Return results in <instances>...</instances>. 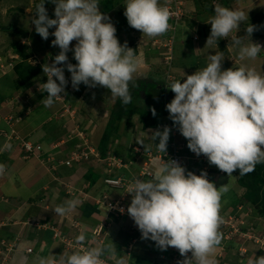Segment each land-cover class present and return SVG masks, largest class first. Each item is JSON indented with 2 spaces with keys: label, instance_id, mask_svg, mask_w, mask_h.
<instances>
[{
  "label": "clouds",
  "instance_id": "9594fccd",
  "mask_svg": "<svg viewBox=\"0 0 264 264\" xmlns=\"http://www.w3.org/2000/svg\"><path fill=\"white\" fill-rule=\"evenodd\" d=\"M45 2L41 0L37 5L35 13L38 18L32 23L44 40L49 38V29L55 28L51 33L55 37L52 45L58 46L60 52L50 65L46 63L42 66L47 82L40 80L41 84L35 87V90L42 89L36 98L43 99L44 107L59 103L55 100L65 91L68 80L64 75L65 68L57 65H64L71 73L74 89L79 90L81 84L90 88L99 85L110 90L111 96L120 98L123 104L131 103L129 83L141 62L127 43L119 42L115 26L100 11L99 0H47L55 5L54 19L49 18ZM124 5V16L129 26L140 30L143 37H158L170 29V13L159 5V0H124ZM212 6L215 14L207 22L211 30L206 46L228 38L245 20L243 10ZM246 31L251 35L254 26L249 25ZM197 39L193 38V41ZM74 40L76 44L70 49ZM232 45L239 49L241 60L254 59L264 50L260 44L242 46V40L237 36L232 38ZM69 51L73 52L76 64L68 63ZM224 59L219 53L209 55V62L202 70L188 75L183 83L180 79L167 85L175 95L166 105V110L173 124L178 126V131L172 133L165 126L163 131H154L151 140L159 138V143L154 144L159 152L165 154L170 136V152L165 158L174 151L181 156L184 149L174 142L175 135L181 133L194 154L205 155L211 165L229 176L236 170L243 176L254 171L257 164L264 163V150L261 148L264 146V75L243 66L222 70ZM10 60L14 61V58ZM12 68L7 69L5 74ZM16 103L21 102L9 103L11 110ZM52 114L56 113L51 112L47 121L53 117ZM152 114L156 115L155 109ZM13 115L14 118L22 117L17 113ZM10 149L11 144L5 143L0 152ZM181 157L182 161L188 158V161L194 162V156L186 154ZM4 172L5 166L0 164V175ZM150 177L147 180L134 178L126 191L132 195L127 213L140 230L142 239L154 241L161 250L174 247L181 256L191 252V259H185L182 264H193V261L195 264H216L215 250L222 238L218 228L224 215H219L221 193L213 180L210 182L203 171L200 175L190 171L186 174L185 168L176 161L158 164ZM120 178L107 176L104 180L118 179L121 183ZM119 183H109L112 184L109 187H118ZM223 190L227 191V188ZM79 204L78 199H70L52 210L59 216H68ZM119 210L124 212L123 208ZM85 232L82 229L76 236V245L86 242ZM7 244L1 241L0 264L10 258L15 248L14 244ZM108 252H111L115 264H124L122 259H116V249L111 245H98L62 255L58 264H104L102 257ZM151 262L154 264V259ZM161 262L166 260L161 259ZM20 264H27V258L21 257ZM35 264L57 262L51 257H38ZM250 264H264V256L256 257Z\"/></svg>",
  "mask_w": 264,
  "mask_h": 264
},
{
  "label": "rangeland",
  "instance_id": "374dc122",
  "mask_svg": "<svg viewBox=\"0 0 264 264\" xmlns=\"http://www.w3.org/2000/svg\"><path fill=\"white\" fill-rule=\"evenodd\" d=\"M103 1L104 0H99L100 11L105 14L109 18L110 22L115 26L116 37L118 38L119 42L121 44L127 43V46L135 50L136 54L139 53L136 56L140 60L141 65L138 71L133 74V79H136L140 84L138 86L139 91L136 90L134 96V103L141 109H145V111H147V117L151 118V121L155 116H157V114H161L159 121L161 120L160 122L162 123L153 128H144L143 126L145 123L143 122H146L148 119L142 115L140 116L141 119L137 115L126 118L125 121H121L120 123L121 136L116 141V144L114 145L113 143L108 145L105 151L106 156H100L96 146L98 145L102 134L105 132L107 134L108 132V130H105V125L112 116V110H115L114 106L117 98H113L111 96L110 90L99 85L94 88H90L84 84H81L79 86V90L74 89L71 85V73L67 71L66 66L57 65L58 67L65 68L64 75L66 80H68V84L65 87L64 96L68 101L67 106L69 111L63 115L66 120L63 119L62 123L56 127V131L53 133L51 132V135L57 134L58 129H62V132L57 137H54V141H58H53L54 143L51 145L52 147L46 146V148L43 146V144L41 145L40 143L34 141L33 143L31 140H26L23 136L18 135L17 133L13 137H5L4 141L1 142L0 147H2L5 143H10L11 149L0 152V164L5 166L4 174L0 175V192L2 191L3 193L0 194V203L8 199V197L5 196L7 193L5 190L6 185L9 183L16 185L22 181L20 171L15 173V168L12 167L14 165L10 166L8 162L9 158L15 159L13 157H21V160H29L32 157L36 158V156L31 154L26 155L23 151L22 142L30 141L36 149L35 153L39 159V162L41 163V166L44 167L43 171L46 173L48 172L55 177L54 179L52 176H50L52 181L56 182V185H52L53 189L55 190L56 188L59 191H61V189L63 190V194L60 195L61 199L57 201L58 204H62L70 199L77 198L79 200V198H81L80 201L82 202H80V204L86 202L93 205L97 211L102 212V210H104L105 216L108 218V220H110V223L111 220L116 218L115 216L132 219L127 213V208L130 205L129 203H131L132 196L127 197L128 194L126 193L127 188L132 180L130 182L126 181L125 176H117V174L120 170V173H124L125 175L127 173L129 176L128 178H131L130 172L134 170V168H132L134 166L132 163H130V161H133V159L128 158L130 152L139 158L134 163L138 164L139 166H137L138 169H136L135 172L136 174L138 172L139 173L137 176H135L136 174L134 175L136 178L141 179L143 176H150V171L153 167H155L160 162H167L165 155L170 152L171 144H168V142L171 140L170 136L167 142L165 154L159 152L155 145L159 143V138H157L155 141L151 140L154 131L157 129L163 131L165 126L170 129V132H175V130L178 131V126L173 124L172 120L169 118V113L166 108H163L162 104L160 106V100L163 96H165L166 99H169L170 102L174 98L175 94L167 85H170L171 83L180 79L181 83H183L184 79H186L188 75H192L189 73H195L194 66L205 67L209 62L208 58H205L206 54L208 56L209 54H222L225 57L222 64V70H227L229 68L235 69L243 66L246 69H252L256 71L260 75H264V50H262L261 53L258 54V56L254 59L246 58L241 60L239 58V49L232 45V38L237 36L241 38L242 46H249L251 43H253L260 44L262 48H264V0H224V5L220 4L221 0H215V2L213 0H194L198 5V14H200L197 28H199V32L206 37L205 41L203 40L205 43L210 36L211 30V25L207 22L215 14L212 4L220 5L233 10H243L245 12V20L239 25V28L234 29L229 34L228 38L220 39L214 45L202 47L201 57L205 58L204 61L197 59L198 55L193 52L186 56L183 60L182 53L176 55L177 46H175L174 54L172 53V63H170V67L166 65L167 57L170 55V53L168 50H166V48H164V42L161 37L164 36V38H169V33H165L161 36L153 38L147 36L143 37L140 30L128 26L129 24L127 22V18L124 16L125 5L123 4V0H117L119 4H117L107 13L103 12ZM171 1L172 0H164V3L160 4V6L166 3L168 4ZM40 2L41 0H0V64L5 65L10 60V55L14 57V61H12V63L14 62V66L25 60L26 63L37 67L36 72L33 73L35 77L30 79L27 84L19 85V87H21L20 89L18 88V84H14L13 86V80H15L17 77L15 73L11 71V73L8 72L2 76L1 74L3 72L1 71L2 68H0V101L4 99L5 104L9 105L10 102L14 101L12 98L16 96V101H22L26 106L24 108V115H29L31 113L35 103L31 99L32 97L34 99L38 93L42 91V89L39 90V88L35 90V87L38 84H41V81L44 83L47 82V76L44 75L42 69L39 71L38 67L40 65L43 66L46 63L50 65L53 62L54 57L60 52L58 46L52 45V41L55 39V37L52 36L51 33L55 30V28L49 29L50 35L47 40L42 39L35 31V25L32 23V20L38 18V15L35 13V11L37 5ZM44 6L47 10L49 18L54 19L55 5L46 1ZM251 18L260 19V21H257L255 24H253L255 20L251 22ZM119 20L123 22V25H116L118 24ZM249 25L254 26V31L251 35H249L246 31V28ZM18 29L26 31L27 36L24 35V37H19V35L16 33ZM21 35H23L22 32ZM17 39H19L22 43L19 44V40ZM188 41L189 40L183 41V43ZM75 44L76 41H72L70 44V49L73 48ZM186 46L187 44H185V47ZM18 47L24 51L25 54H22L23 56L16 53L15 50ZM209 47H211L212 50H207ZM220 50H224V52H220ZM141 54L144 55V58ZM72 55V51L67 53L68 63L71 62L70 56ZM185 64L188 67V71L184 69H176L178 66H185ZM41 101H43V99H41ZM40 106L42 108L44 107L43 102ZM65 107H62L61 103H54L46 111V115L51 112H55L57 113V117H59L60 113L64 111ZM153 109H155L156 112L155 116L152 114ZM11 114L14 116L13 113ZM8 115H10V113L4 116L6 117ZM35 117L39 118V115H35L30 120L31 125H34L35 122H37ZM125 124H127V130H123L125 129ZM170 135L173 134L170 133ZM175 137V143L180 144L181 142H185L184 144L187 145L188 141L181 135V133L176 134ZM67 139H70V142H68L66 145L65 141ZM140 141H143V144H139ZM84 143L91 147L97 155L90 154L87 151L88 155H86V158H81L79 151L85 147L83 146ZM179 144L178 147L180 149H184L183 145ZM13 145H15V147ZM58 145L60 146L57 147ZM117 145H121L123 148L121 149L117 147ZM64 146L67 150L66 152L64 151ZM78 146L81 148L78 149ZM115 148H117L121 153L117 154L114 151ZM261 148L264 150V146H261ZM186 154L189 156H194V164H199L200 162L198 160H201V165L206 166L209 171L211 170L216 174L213 177L214 184L219 177L223 179L222 183H220L221 185H230V190L227 192L226 198L232 199L235 195L238 199L241 198L242 193L245 190L237 184L236 177L238 174L236 172L235 173L237 176L234 172L232 173V176H229L227 173L225 174L219 170L215 165H211L205 155L201 154L200 156H197L193 152L189 153L188 150L184 149V151L181 153V156ZM194 164L193 161H188V158H185L181 166L186 169V172L190 171L198 175L197 172H195L196 170L193 169ZM90 167L93 168L89 169ZM99 169H102L105 175L107 174L108 176L121 177V183H119V186L110 188H115L117 194H110V191L108 190L102 192L99 191L100 189L98 188L94 190V194L91 193L92 189L98 187L97 183L101 181H98L99 179L97 178H95V180L91 183H88V181L89 179H94L92 171H98ZM128 170L129 172H127ZM104 178L102 182L106 187L114 184L112 183L110 185L108 181L104 180ZM225 178H227V180ZM262 178L264 180V174H262ZM219 190L220 193L224 191L223 186H220ZM120 195H122L123 199L119 197ZM119 203L121 204L118 205ZM46 204L49 205V201L48 199L44 198L42 202L43 207H41L43 216L46 217L44 221H46V224L53 230V232L51 231L48 233V236H52L53 238H51L53 245L48 246L47 250L50 254L55 253V256L58 257V259L55 258L54 260H56L58 264L62 255H70L73 252L85 250L87 247L85 243L87 241L84 244L76 245V236H66L62 234L61 232H63L65 229L70 230V228L73 227H75V233L79 232L81 231L80 229L82 228V225L76 224L78 226H73L72 224L67 226L64 224V222L69 221L68 216L62 217L57 215L54 211H47ZM35 206H37L35 207L36 210L40 211V206ZM120 206L124 207V212L120 213L119 211V214L115 209L120 208ZM48 210H51L50 206ZM263 212V203H254L250 200H244L242 198L240 202L238 200L237 207H234L233 214L224 213V218L222 219V223L218 228V231L222 234V238L221 246L218 247L217 252L215 253L216 264H250V261L255 260L256 257L264 256V215H260L264 214ZM38 213L40 214V212ZM39 214L36 215V217H39ZM78 215H80V213H78ZM10 218L11 217H9L8 213H6V209L1 208L0 226L7 224L8 219ZM11 221L13 220H10V222ZM36 223L37 221H35L34 225L38 226ZM112 223H114V221H112ZM224 223L226 225H224ZM229 224L233 226L230 227ZM105 225H109L108 222L100 225L97 230L87 234L86 238H89L90 242H92V245H90L91 247H95L93 244L95 243V239H97L98 234H100L102 237L106 235L105 232L108 231V226L106 227ZM39 229L41 228L39 227ZM76 229H79V231ZM140 234L141 233H139V235ZM70 238L73 239L69 240ZM124 238L126 237L124 234H122L121 241L123 244L125 241ZM6 247L9 248L10 246L7 244ZM119 247L120 246H118V249ZM122 248L125 249L126 252H128V249H131V247L128 246L121 247V249ZM57 250L58 253L61 252L59 256L57 255ZM108 253L111 254V252ZM173 255L179 256L178 249L174 247H168L167 250L163 251V253L153 255L155 262L154 264H170V261H166L165 263L161 262V256L168 257V259L171 260ZM41 257L48 256L47 254L46 256L45 254H42ZM189 258L191 259V252H188L185 256L180 255L176 260V264H182L183 260ZM102 259L104 264H115V261H113L112 258L104 256ZM193 264H195L194 261Z\"/></svg>",
  "mask_w": 264,
  "mask_h": 264
},
{
  "label": "crops",
  "instance_id": "0c3cea01",
  "mask_svg": "<svg viewBox=\"0 0 264 264\" xmlns=\"http://www.w3.org/2000/svg\"><path fill=\"white\" fill-rule=\"evenodd\" d=\"M181 2L183 3V7L185 10V16L183 20L181 21L180 26H183L182 28H184L183 30H185V32H189L191 35L196 34L198 39L195 40L194 43H192V41L189 40V42H191V46L188 45L187 42L183 43V41L180 40L179 43L177 44L176 55H178L179 53H182V59L184 60L186 56H188L190 53L193 52L198 55L197 59L204 61V59L208 58L209 56L206 54L205 58L201 57L202 47L206 46V43L204 42L206 37L202 33H200L198 30L199 28H197L198 23H199L198 18L200 17V14H198V5L196 4L194 0H181ZM162 3H164V0H159V5ZM116 25L121 26L123 25V22L119 20L118 24ZM185 44H187L186 47H185ZM207 50H212V49L211 47H209ZM209 52H212V51H209ZM138 54L139 53H137L136 55ZM142 57L144 58V55H142ZM187 68L188 67L185 64V66L183 67L178 66L176 69L187 70ZM197 68L203 69L204 67L197 66ZM198 69L195 68L194 72H196ZM189 74H194V73H189ZM15 97L16 96L12 98V100H14L12 103L17 102ZM31 100H33V102L35 103L29 115H24V108L26 106L22 101H21L22 103H16V105L14 106V109L11 110L9 105L5 104L4 99L1 100L0 101V130L8 129V125L3 120L4 115L9 114V113L21 114L22 115L21 119L18 121V123L13 125V129L16 131V133L23 137L31 136L30 140L32 142L34 141V142L40 143L41 145L43 144L45 148L46 146L50 147L54 142L58 141V140L54 141V137H57L62 131H60V133L57 135H51V132L53 133L56 131L55 129L57 127V123L55 122L51 123V121H47L48 117L50 116V113L46 115L47 113L46 111L49 109V107L42 108L40 105L42 104L43 101H41L40 99L36 97L34 99L32 97ZM35 115L37 116L39 115V118L35 117L37 122H35L34 125L33 124L31 125L30 120ZM48 135H50V138H47ZM4 139H5V136L3 134L0 135V146H1V142L4 141ZM66 142H69V141L66 140ZM184 143L185 142H181L179 145H183L184 149L188 150L189 153H191L192 151H190L187 145ZM67 144L68 143H66V145ZM13 146L15 147V145ZM59 146L60 145H58L57 147ZM64 151L65 152L67 151L65 146H64ZM13 158L15 159L9 158L8 162L10 166L14 165L12 167L15 168L14 170L15 173L17 171H20L22 181L21 183H18L16 185L13 183H9L8 185H6L5 190L7 191V193L5 194V196L8 197V199L0 203V209L1 208L6 209V213H8L9 217H11L10 219H8L7 224L0 226V244H1V241H4L6 244L7 243L14 244L16 248V249L15 248L13 249V251L14 250L15 251L11 252V255L9 256L10 258L7 259V261H5L4 264H20L21 257L27 258V264H35L36 259L38 257H41L42 254H45V256L47 254L48 257H45V258L51 257L52 259H55V258L58 259V257L55 256V253L50 254L48 253V250H47L48 246L53 245L51 242L52 236H48V233L51 231L53 232V230L51 229V227H49L46 224V221H44L46 217L43 216V211L41 207H43L42 202L44 198H46L49 201V205L46 204L47 211L49 212L54 211L52 210L54 206L61 205V204H58L57 201L61 199L60 195L63 194L62 193L63 190L61 189V191H59L55 187H54L55 190L53 189L52 185H56V182L52 181V178L50 176H52L54 179L55 177L52 174H49L48 172L46 173L45 171H43L44 167L41 166V163L39 162V159L37 157L36 158L32 157L29 160H21L22 159L21 157L19 158L13 157ZM128 158H132L134 161V162L130 161V163H132V165L134 166L132 168H134L135 170V171L133 170L132 172H130L131 178H128L129 176L127 173L126 175L124 173H120V170L117 176L119 175L125 176L126 181L130 182L131 180L133 181V179L136 178L135 176H137V174L139 173V172L137 174L135 173L136 169H138L139 166L138 164H134L135 161H137V159L139 158L132 152H130ZM199 162H200L198 164L199 167H202L203 166L201 165L202 161H199ZM157 165L151 169L150 171L151 175L156 170ZM91 168L93 167H90L89 169ZM92 170H95V169H92ZM127 172H129V170ZM92 174L94 176H96L97 174V179H99L98 181H101V182L104 177L108 176L107 174L105 175L103 173L102 169H99L98 171H92ZM94 176L93 178L95 179L96 177ZM141 179L147 180V179H151V177L143 176L141 177ZM225 179L227 180V178ZM89 180H92V179H89ZM222 180L223 179L218 177L214 185L217 186V188H219L220 186H223V188L226 187L227 191H222L223 193L221 192L222 194L221 197L223 196L226 197L227 192L230 190V185H226V184L221 185L220 183H222ZM101 182L97 183L98 187H95L92 189L91 191L92 194H94V190L96 188L100 189L99 191H102V192L108 190L110 191V194L111 193L117 194L115 188L110 189L111 187L109 186L106 187L105 184L103 182L102 184ZM218 191L220 190L218 189ZM0 194H3L2 191L0 192ZM127 194H128L127 197L132 196L129 193ZM80 200L81 198H79V201ZM222 201L220 200V202ZM222 203L220 204L219 215H224V213L226 214L231 213V212L233 213L234 205L232 204L222 205ZM35 205L40 206V211L36 210L35 207L37 206ZM49 206L51 207V210H48ZM47 211H46V214H47ZM38 212H40V214ZM78 213H80L81 216L78 215ZM100 213H103V214H100ZM38 214H39V217H36V215ZM68 219L69 221H65L64 224H66L67 226L72 225V224L82 225V228L80 230L82 229L86 230L85 232L86 237H87V234L91 233L94 229L97 230L100 225L108 222L109 225H107L108 231L105 232L106 235L102 237L100 234H98V237L97 239H95L96 241L93 245H95V247L98 245H111L113 248L116 249V259H122L125 264H142L140 263V261L151 262L153 260L152 258L153 255H156L158 253H163L164 251V250H161L156 244H154L155 243L154 241H151L150 239H142L141 234L139 235V233L141 232L138 229L137 225L134 223L133 219H126L124 217L123 218L116 217L113 220H111V223H110V220H108V218L105 216L104 210H102V212L97 211V209L94 208L93 205L88 204L86 202L79 204V207H77L74 212L68 215ZM10 220H13V221L10 222ZM35 221H37L36 224L41 229H39L38 226L34 225ZM112 221H114V223H112ZM74 228L75 227L70 228V230L65 229L61 233L66 236L70 235V236L75 237L79 235L81 231H79V229H76L79 232L75 233ZM122 234H124L126 237L124 238L125 240L124 244L121 241ZM72 239L73 238H70L69 240H72ZM86 241H87L85 243L86 246L90 248L91 247L90 245H92V242H90L89 238L88 239L86 238ZM118 246H120L119 247L120 251L118 249ZM124 246L131 247V249L130 250L128 249V252H126L125 249L123 248L121 249V247H124ZM219 246H221V243ZM219 246H217L215 253L217 252V249ZM170 248H173V247H170ZM28 249H31V250H28ZM58 250H57V255L59 256L61 252L58 253ZM105 256L112 258L111 254L109 253H106ZM112 260L115 261V259L113 258Z\"/></svg>",
  "mask_w": 264,
  "mask_h": 264
},
{
  "label": "trees",
  "instance_id": "16d2710c",
  "mask_svg": "<svg viewBox=\"0 0 264 264\" xmlns=\"http://www.w3.org/2000/svg\"><path fill=\"white\" fill-rule=\"evenodd\" d=\"M103 3H104L103 4V8H104L103 12L104 13H107L108 11L112 10L117 4H119L117 0H104ZM223 3H224V0H221L220 4L224 5ZM123 4H124V2H123ZM253 18H251V22L255 20L253 24H255L257 21H260V19H253ZM168 23H170V20L168 21ZM182 27L183 26L176 25V27L174 29H169L166 32V33H169V36H171V38H172L171 45L173 47V50H174V47L177 46V44L179 43L180 40L181 41L191 40L192 43H194V41H193L194 35H191L189 32H185V30H183L184 28H182ZM21 32L23 33V35H21ZM16 33L19 35V37H24V35L27 36L26 31H24L22 29H18L16 31ZM162 37L164 38V36H162ZM165 39H166V37H165ZM17 40H19V39H17ZM18 43L21 44L22 42L19 40ZM23 44H25V43H23ZM187 44L191 46V42L188 41ZM9 45H10V41H9ZM13 45H15V44H13ZM219 45L221 46L220 43H219ZM22 46H24V45H22ZM15 51H16V53L21 54V55L25 54L24 51L20 47L16 48ZM220 52H224V50H220ZM72 57H73V55L70 56L71 62H69V63L76 64L77 62ZM41 66L42 65H40L38 67L39 71L42 69ZM167 66H170V65L168 64ZM195 68L198 69L197 66H194V69ZM36 70H37V67H35L29 63H26L25 60L21 61L20 63L16 64L15 66H13L11 71H13L15 73V75L17 76L16 79L13 80V82H14L13 86H14V84H18V88L20 89L21 87H19V85L27 84L30 81V79H33L35 77V75H33V73H35ZM198 70H202V69H198ZM11 71H10V73H11ZM139 84L140 83L136 79H133L129 83V92H130V95L132 98L131 103L125 105L121 102L120 98L116 99V103L114 106L115 110H112V112H111L112 116H111L110 120L105 125V130H108V132L106 134V132L104 131L105 132V133H103L104 135L102 134V136L98 142V145L96 146V149H97L100 156H102V157L106 156L105 151H106V148L108 147V145L113 144V143H114V145L116 144V141L121 136L120 135V123H121V121H125L126 118H130L133 115H137L140 118V116L142 115L143 117L148 119V120H146V122H143V123H145L143 126L144 128H147V127L153 128V127H156L162 123V122H160L161 120L159 121L161 114H157V116H155L153 118V120L151 121V118L147 117L148 116L147 111H145V109H141L140 107H138L134 103V96H135L136 90L139 91L138 90ZM40 97H41V95H40ZM67 99H69V98H67ZM169 102H170L169 99H166L165 96H163L162 99L160 100V106L162 104L163 108H166V105ZM52 116L53 117L48 121H51V123L57 122L58 123L57 126L60 125V123H62L63 119L66 120V118L61 116V115H59V117H57V113L55 115L52 114ZM126 126H127V124H125V127H124L125 129H123V128L122 129L127 130ZM61 130L58 129L57 134H59ZM57 134H55V135H57ZM30 138H31V136L24 137V139H26V140H30ZM47 138H50V135H48ZM67 140L70 142V139H67ZM66 143H68V142H66ZM117 147H119L121 149L123 148V147H121V145H117ZM114 151L117 154L121 153L117 148H115ZM34 156L37 157L36 154ZM198 161H201V160H198ZM194 163L195 162H193V164ZM201 164H202V162H201ZM201 168H203V167H199L198 163L193 165V169L196 170L195 172L201 171ZM209 172H210V174H209L208 180L211 182L213 180V177L216 174L211 170ZM235 172L238 174V176ZM234 173L237 176L236 177L237 184L239 186H241L245 191H243L240 199H238L236 197V195L232 199H228V198L223 196L222 197L223 201L221 199L220 200L224 203H222V202H220V203H222V205L223 204H227V205L232 204V205H234V207H236L238 200L240 202L241 199L243 198L244 200L247 199V200H250L254 203H263L264 204V180L262 178V174H264V163L257 164L255 167V170L246 174V175H243V176L239 175V170L234 171ZM94 177L97 178V175ZM94 180L95 179H92V180H89L88 182L91 183ZM233 211H234V209H233ZM260 215H264V214H260ZM116 217H119V216H116ZM140 263H142V264H153V263L148 262V261H140Z\"/></svg>",
  "mask_w": 264,
  "mask_h": 264
},
{
  "label": "built area",
  "instance_id": "2783aa9c",
  "mask_svg": "<svg viewBox=\"0 0 264 264\" xmlns=\"http://www.w3.org/2000/svg\"><path fill=\"white\" fill-rule=\"evenodd\" d=\"M161 7H165V8L168 9V11H169V13H170V19H169V20H170V23H169V25H170V29H174V28L176 27V25H179V23L182 21V18H183V15H184V7H183V3L181 2V0H172V1L169 2L168 4L166 3V4H164V5H161ZM193 38L196 39L197 37L194 35ZM163 42H164V43H163L164 48H166V50H168V52L170 53V55H168V57L166 56V57H167V65H168V64L170 65V63L172 62V53H173V47H172V45H171V43H172V38H171V36H170L169 38L164 39ZM12 58H14V57H12V56L9 55V59H12ZM12 66H13L12 60H9L5 65L0 64V68H2L1 71L3 72L1 75L5 74V73L7 72V69L12 68ZM53 79H55V77H54ZM57 83H59V81H57ZM60 95H61V97L56 98L55 101L61 103V104H62V107L67 106V105H68V104H67L68 101L65 99L64 92L61 93ZM65 102H66V103H65ZM68 111H69V108H68V106H67V107L64 108V111H63L60 115L63 116L65 113H68ZM19 120H20V117H18V118H14V116H12V114H10V115L4 117V121H5V123L8 125V129H7L6 131H4V130L0 131V135L3 134L5 137H13V136H15L16 133H15V131H14V129H13V124H14L15 122L19 121ZM6 132H8V133H6ZM172 133H174V132H172ZM23 140H24V139H23ZM22 143H23L22 148H23V151H24V153H25L26 155H30V154H31V155H33V154L35 155V154H36V153H35V152H36V149H35V147L33 146L32 142H30V141H23ZM83 146H85V147L82 148V149L79 151V155H80L81 158H82V157L86 158V155H88V152H89L90 154L97 155V154L95 153V151L92 150L91 147L87 146L86 143H84ZM77 148L79 149V148H81V147L78 146ZM87 151H88V152H87ZM166 161H167V162H169V161H176V162H178L180 165H182V163H183V161H182V157H181L180 155H178L177 151H174V153L171 154V155L166 159ZM202 171L205 172V173H207V177H206V178L208 179L209 174H210L208 168H207L206 166H203L202 170L199 171V172H197V174L200 175ZM106 181H108L109 183H114V184H118V183H119V180H118V179H112V180H110V179H106ZM120 198L123 199V197H120ZM120 204H121V203H119L118 205H120ZM123 206H124V205H123ZM123 206H120V208H123V209H124ZM120 208L115 209L116 212L119 213V211H120L119 209H120ZM114 212H115V211H114ZM120 213H121V211H120ZM120 213H119V214H120ZM178 253H179V250H178ZM179 256H180V253H179ZM179 256H178V255H173V258H172L171 260L168 259V257H163V256H161V257H162L161 259L166 260V261H168V262L170 261V264H176V260H177V258H178Z\"/></svg>",
  "mask_w": 264,
  "mask_h": 264
}]
</instances>
